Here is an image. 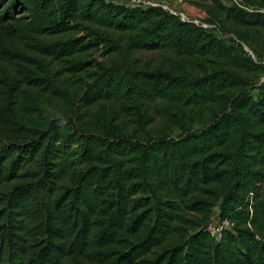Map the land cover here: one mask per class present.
<instances>
[{"label": "trees", "instance_id": "obj_1", "mask_svg": "<svg viewBox=\"0 0 264 264\" xmlns=\"http://www.w3.org/2000/svg\"><path fill=\"white\" fill-rule=\"evenodd\" d=\"M183 1L0 0V264H264V0Z\"/></svg>", "mask_w": 264, "mask_h": 264}, {"label": "built area", "instance_id": "obj_2", "mask_svg": "<svg viewBox=\"0 0 264 264\" xmlns=\"http://www.w3.org/2000/svg\"><path fill=\"white\" fill-rule=\"evenodd\" d=\"M177 1H179L180 3L183 2V0H177ZM116 2L121 3V4H125L127 6H132V7L140 6V5L156 6V7L159 6V7L164 8L165 10L170 11L171 13H173L175 15H179L183 20H192L198 24L202 23V22L195 21L193 19H188L184 13L177 10L172 5V0H120V1H116ZM202 25L205 27L208 26V24H206V23H202ZM227 37H229V36H227ZM244 48L256 63H259V64L264 66V56H261V57L256 56L254 54V52L252 50H250L246 45H244ZM232 227H233L232 222H230L227 219H222V218L217 217V219H215V220L213 219L207 225L206 229L215 242H220L223 239V235H224L225 231L232 229Z\"/></svg>", "mask_w": 264, "mask_h": 264}, {"label": "rangeland", "instance_id": "obj_3", "mask_svg": "<svg viewBox=\"0 0 264 264\" xmlns=\"http://www.w3.org/2000/svg\"><path fill=\"white\" fill-rule=\"evenodd\" d=\"M114 1H120V0H114ZM222 1L224 3H226V4H231L232 3V0H222ZM172 5L177 10L181 11L182 13H184L185 16L188 19H193L195 21L203 23L205 15L198 8H196V7H194V6L190 5V4H187L184 1L182 3H180L177 0H172ZM216 212H217V210H215V212H214V220L217 219V215H216L217 213Z\"/></svg>", "mask_w": 264, "mask_h": 264}, {"label": "crops", "instance_id": "obj_4", "mask_svg": "<svg viewBox=\"0 0 264 264\" xmlns=\"http://www.w3.org/2000/svg\"><path fill=\"white\" fill-rule=\"evenodd\" d=\"M199 10H200V9H199ZM201 12H202V13H204V15L206 16V13H205L204 11H202V10H201ZM216 213H218V210H217V212H216Z\"/></svg>", "mask_w": 264, "mask_h": 264}]
</instances>
